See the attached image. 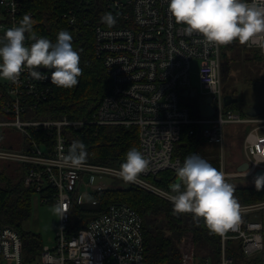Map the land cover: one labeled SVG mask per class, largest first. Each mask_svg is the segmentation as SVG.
Masks as SVG:
<instances>
[{
  "label": "built area",
  "instance_id": "2783aa9c",
  "mask_svg": "<svg viewBox=\"0 0 264 264\" xmlns=\"http://www.w3.org/2000/svg\"><path fill=\"white\" fill-rule=\"evenodd\" d=\"M102 2L117 24L104 23L101 17L105 13H101L94 26V50L111 78L112 87L91 118L23 116L25 96L38 104L53 93L51 70L44 66L37 70L47 78L35 79L28 69H23L15 82L0 79V111L11 116L0 119V127H14L25 138L20 150L12 145L0 147V159L28 164L25 186L40 194L43 202L62 204L66 209L64 216H60L56 244L43 246L39 256L32 260L25 257L19 230L10 225L0 226V264H149L144 254L142 216L125 202L110 204L105 213L72 231L74 195L82 206L98 207L93 195L109 188H121L117 182L124 181L118 176L119 167L83 161L80 156L77 163H70L74 134L83 135L91 128L105 125L138 128L139 150L149 165L138 174L136 182L127 183L165 199L162 193L169 190L150 178L167 170L175 171V166L182 164L175 150L185 132L192 136L200 128L204 142L222 145L227 124H247L250 127L244 137V152L248 170L254 173L264 168V116L244 115L239 108L225 103L222 45L208 44L198 32L186 34V26L175 22L170 15L168 0ZM62 16L71 25L78 22L73 9ZM21 20L18 0H0L2 30L19 25ZM31 35L40 37L26 33V37ZM26 42L31 43V39ZM194 59L199 60L202 96L197 106L190 101L197 96L191 82ZM204 103L213 107L211 116L200 114ZM32 130L44 133L43 140L36 139ZM221 172L227 180L228 174ZM261 208L264 202L240 205L238 220L220 233L221 253L216 264H264V221L244 220L245 214ZM185 237L181 239V264H213L210 257L198 260L192 237ZM230 243L238 245L242 258L231 252Z\"/></svg>",
  "mask_w": 264,
  "mask_h": 264
},
{
  "label": "trees",
  "instance_id": "16d2710c",
  "mask_svg": "<svg viewBox=\"0 0 264 264\" xmlns=\"http://www.w3.org/2000/svg\"><path fill=\"white\" fill-rule=\"evenodd\" d=\"M18 2L21 19L25 15L31 18L33 28L30 34H39L50 41H55L60 30L71 33L72 44L78 51L79 66L82 70L76 85L65 88L53 83L51 96L38 104L32 102L33 98L25 96L27 103L23 116L37 119L59 118L63 115L74 119L91 118L112 87L111 78L94 50V26L99 21L101 13H108L105 4L102 0H18ZM70 9H73L78 16L76 25H71L62 16ZM4 32L5 30L0 27V39L3 38ZM239 44L242 45L238 41H233L222 45V80L233 67V58L228 52ZM251 52L252 57L250 58L249 53L248 59L264 58V53L262 54L264 51L251 50ZM229 106L240 108L238 102ZM242 112L248 115L247 109ZM10 117L0 111V119ZM13 132L20 134L15 129ZM32 132L36 139L43 140L44 133L33 130ZM73 141L82 142L84 146L85 151L80 155L81 160L116 167H120L129 149L140 148L138 128L119 125L91 128L83 135L74 134ZM203 142L200 128L192 136L185 132L176 145L175 155L180 156L182 162L185 157L193 153L201 156L200 148ZM4 147L7 146L4 144ZM206 160L221 171L218 157ZM4 163L6 165L0 163V226L10 225L19 230L23 239L25 257L27 260H32L40 254L43 241L39 234L23 229L24 222L31 216L32 198L35 193L24 184L29 165L9 160ZM10 167L14 172L9 169ZM150 179L170 191L169 184L174 182L177 176L175 171L167 170ZM234 194L239 205L264 201V189L257 190L255 186L236 187ZM93 198L98 200V207H84L79 203L78 196L74 195L71 210L73 232L85 226L89 220L105 213L110 204L125 202L142 216L144 254L149 264H181L180 241L184 235L192 237L198 260L210 257L213 264H216L220 259V233L210 231L203 218L194 217L190 212L174 213L172 203L154 192L128 183L124 188H109L97 192ZM250 219V213L244 215L245 221ZM237 246L236 244L235 250L231 252L240 259L242 255L238 253Z\"/></svg>",
  "mask_w": 264,
  "mask_h": 264
},
{
  "label": "clouds",
  "instance_id": "9594fccd",
  "mask_svg": "<svg viewBox=\"0 0 264 264\" xmlns=\"http://www.w3.org/2000/svg\"><path fill=\"white\" fill-rule=\"evenodd\" d=\"M168 11L175 22L186 27L185 33L198 32L208 44L225 45L233 41L258 47L264 51V0H168ZM101 20L109 26L116 20L105 13ZM33 24L25 15L19 25L5 30L0 39V79L17 81L23 69L31 77L42 79L39 66L51 70V82L70 88L78 83L81 73L80 57L72 44V35L60 30L55 41L31 35ZM31 43H27V39ZM85 151L82 142H73L70 163ZM149 165L144 153L133 147L120 164L118 176L126 182H136L138 174ZM177 179L169 184L170 191L162 193L172 203L174 213L190 212L203 218L210 231L222 233L239 218L240 205L234 196L235 188L223 172L199 154L185 157L175 166ZM257 190L264 189V174L255 177ZM54 212L64 216L66 209L57 204Z\"/></svg>",
  "mask_w": 264,
  "mask_h": 264
},
{
  "label": "rangeland",
  "instance_id": "374dc122",
  "mask_svg": "<svg viewBox=\"0 0 264 264\" xmlns=\"http://www.w3.org/2000/svg\"><path fill=\"white\" fill-rule=\"evenodd\" d=\"M251 50L253 49H249L246 44H239L228 52V55L233 58V67L231 72L225 74L222 80L225 93L235 95L238 98L237 102L239 103L240 108L243 110H246L251 105L264 107V58L262 60L248 59L249 53L250 58L252 57ZM263 53L264 52H262V54ZM198 72L199 60L194 59L192 61L191 82L197 92V96L190 99V101L195 106L198 105L197 102L202 97L199 88ZM13 129L18 130L10 126L0 127V140H2L0 142L1 148H4V144L7 147L12 145L15 150H20L22 148L23 143L25 142L24 135L21 134L19 130L18 132L20 134L13 132ZM244 131L245 126L242 124H227L225 126L226 138L222 145L218 143L203 142L200 148V152L202 153L201 157L204 159H211L215 156L220 159L221 171L223 170L228 174L227 181L230 182L234 188L255 186L256 176L254 173H247L246 171H240L238 169V162L246 159L243 152ZM203 154H205V156ZM4 162H6L5 159H0L1 164H5ZM9 169L14 172L13 168L10 167ZM117 183L123 188L128 186V183L124 181ZM56 205L55 202H43L40 194L34 193L32 198L33 208L31 216L23 224L24 230L35 232L41 236L43 246L48 245L53 247L56 244L57 234L61 229L60 214L54 212ZM252 212L254 219H262L264 221V208ZM252 212L249 213L252 214ZM184 236L188 239L187 235ZM187 239L186 241H188ZM192 244L195 251V244L193 241ZM186 245H188V243H186L185 246ZM230 247L232 248L231 251L236 248L233 243H230Z\"/></svg>",
  "mask_w": 264,
  "mask_h": 264
},
{
  "label": "water",
  "instance_id": "95a60500",
  "mask_svg": "<svg viewBox=\"0 0 264 264\" xmlns=\"http://www.w3.org/2000/svg\"><path fill=\"white\" fill-rule=\"evenodd\" d=\"M238 101L237 97H234L231 94H226L225 95V103L226 104H232ZM210 102V100H209ZM264 111V107L262 106H255V105H251L249 106L247 113L250 116H257L262 114ZM200 114L202 116H211L213 114V107L209 104H202L200 106ZM249 168V162L248 161H244L239 167L238 169L240 171H247ZM259 174H264V168H258L257 170H255L254 175L257 176Z\"/></svg>",
  "mask_w": 264,
  "mask_h": 264
},
{
  "label": "crops",
  "instance_id": "0c3cea01",
  "mask_svg": "<svg viewBox=\"0 0 264 264\" xmlns=\"http://www.w3.org/2000/svg\"><path fill=\"white\" fill-rule=\"evenodd\" d=\"M255 106H258V105H255ZM263 107V106H262ZM237 108V107H236ZM240 110H242L243 111V109H241V108H239ZM248 109V108H247ZM258 117H263L264 116V111H263V113L262 114H260V115H257ZM242 125H244L245 126V129H247L246 130V132L244 131L243 133V142H244V137H245V135H246V133H247V131H248V129H249V125H247V124H242ZM243 152H244V148H243ZM244 156H245V158H246V155H245V152H244ZM244 161H247V158L245 159V160H241L240 162H238V167L244 162ZM247 173H250L249 172V170H247L246 171ZM251 216H252V218L251 219H254L253 218V212H252V214H251Z\"/></svg>",
  "mask_w": 264,
  "mask_h": 264
},
{
  "label": "bare ground",
  "instance_id": "6f19581e",
  "mask_svg": "<svg viewBox=\"0 0 264 264\" xmlns=\"http://www.w3.org/2000/svg\"><path fill=\"white\" fill-rule=\"evenodd\" d=\"M14 130V129H13Z\"/></svg>",
  "mask_w": 264,
  "mask_h": 264
}]
</instances>
